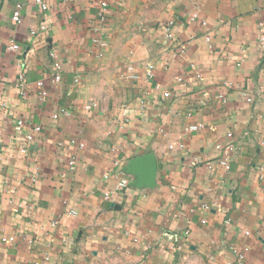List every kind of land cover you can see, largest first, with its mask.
<instances>
[{
  "label": "crops",
  "instance_id": "crops-1",
  "mask_svg": "<svg viewBox=\"0 0 264 264\" xmlns=\"http://www.w3.org/2000/svg\"><path fill=\"white\" fill-rule=\"evenodd\" d=\"M100 1L0 0V264H264V0Z\"/></svg>",
  "mask_w": 264,
  "mask_h": 264
},
{
  "label": "built area",
  "instance_id": "built-area-1",
  "mask_svg": "<svg viewBox=\"0 0 264 264\" xmlns=\"http://www.w3.org/2000/svg\"><path fill=\"white\" fill-rule=\"evenodd\" d=\"M36 2V4L39 6V8L41 9L42 12L46 11L48 9V6H47V2L46 0H34ZM100 5H101V9H100V15L103 17V14L107 11V8H108V5H107V2L105 0H101L100 1ZM20 5H17L16 6V9L14 10L13 12V17L14 19L16 20L17 23H20L21 21V14H20ZM173 24V20H169L166 22V25H165V30H166V37L167 38H172V32H171V25ZM39 30H45V26L42 24L40 25L37 29H32L31 33L32 34H35L36 31H39ZM106 43H101L102 46H105ZM9 50H12V51H18L20 49V46L17 42L15 41H12L9 46H8ZM55 68H56V73L53 75L52 79L53 81L55 82H58L62 79V74H61V67L60 65L58 64H55ZM150 75V73H148ZM131 78H136L135 75H130ZM22 78V76H21ZM23 79V78H22ZM37 86L39 88V91H38V94L40 96V98H44L47 96V92L46 90L44 89V83L43 81H37ZM61 113L65 114V115H68L69 113L66 111V110H61ZM53 118H56L58 117V114L55 113L52 115ZM19 124H22V121L19 120L18 122ZM203 127V124L202 123H195V124H190L189 126L186 127V131L188 132H191V131H196L200 128ZM40 130V127L39 126H36L33 128V131H39ZM228 136H231V133L228 132L227 133ZM33 135L32 134H29L27 135V138L28 140L32 139ZM2 133L0 131V147H1V142H2ZM216 148L222 152V155L221 157L219 158V163L221 166H223V168L225 169H229L230 168V159H229V153L230 151L232 150L233 146H232V143H228L226 145H220V144H217L216 145ZM73 163V162H72ZM128 185V181L127 179L125 178H122L118 181L117 183V186H116V190L117 192H122ZM204 207H206V205H203ZM73 214H76V212L74 211H71ZM185 233H188V230H185ZM13 237H9L8 240H12ZM236 264H242L240 260L237 261Z\"/></svg>",
  "mask_w": 264,
  "mask_h": 264
},
{
  "label": "water",
  "instance_id": "water-1",
  "mask_svg": "<svg viewBox=\"0 0 264 264\" xmlns=\"http://www.w3.org/2000/svg\"><path fill=\"white\" fill-rule=\"evenodd\" d=\"M151 167H152V170H154L155 169V164L152 163Z\"/></svg>",
  "mask_w": 264,
  "mask_h": 264
}]
</instances>
